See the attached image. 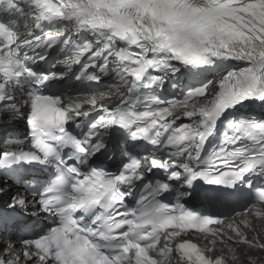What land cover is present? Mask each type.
Wrapping results in <instances>:
<instances>
[{
  "label": "snow or ice",
  "instance_id": "6c2138e0",
  "mask_svg": "<svg viewBox=\"0 0 264 264\" xmlns=\"http://www.w3.org/2000/svg\"><path fill=\"white\" fill-rule=\"evenodd\" d=\"M13 185L0 264H264V0H0Z\"/></svg>",
  "mask_w": 264,
  "mask_h": 264
}]
</instances>
